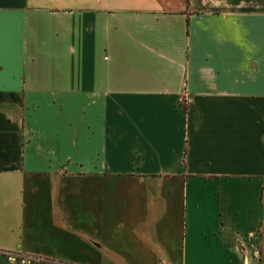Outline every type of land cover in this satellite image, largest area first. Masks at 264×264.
Wrapping results in <instances>:
<instances>
[{
    "label": "crops",
    "instance_id": "crops-1",
    "mask_svg": "<svg viewBox=\"0 0 264 264\" xmlns=\"http://www.w3.org/2000/svg\"><path fill=\"white\" fill-rule=\"evenodd\" d=\"M37 177L160 184L181 264H264V0H0V212Z\"/></svg>",
    "mask_w": 264,
    "mask_h": 264
},
{
    "label": "rangeland",
    "instance_id": "rangeland-1",
    "mask_svg": "<svg viewBox=\"0 0 264 264\" xmlns=\"http://www.w3.org/2000/svg\"><path fill=\"white\" fill-rule=\"evenodd\" d=\"M36 180L37 200H20L0 212V228H6L0 229V251H7L0 264H181L178 248L167 240L179 237L182 210L169 206L172 195H162L160 184L113 179L96 188L80 185L78 206L74 180L53 178L48 194L49 187ZM86 200L90 215L84 216ZM159 220L170 223L168 229L156 226Z\"/></svg>",
    "mask_w": 264,
    "mask_h": 264
}]
</instances>
